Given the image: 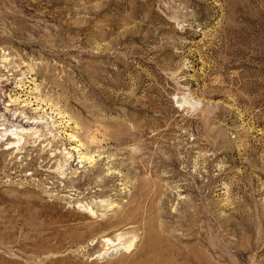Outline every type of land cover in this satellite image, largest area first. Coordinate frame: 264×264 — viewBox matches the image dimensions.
<instances>
[{
	"label": "rangeland",
	"instance_id": "1",
	"mask_svg": "<svg viewBox=\"0 0 264 264\" xmlns=\"http://www.w3.org/2000/svg\"><path fill=\"white\" fill-rule=\"evenodd\" d=\"M0 264H264V0H0Z\"/></svg>",
	"mask_w": 264,
	"mask_h": 264
},
{
	"label": "bare ground",
	"instance_id": "2",
	"mask_svg": "<svg viewBox=\"0 0 264 264\" xmlns=\"http://www.w3.org/2000/svg\"><path fill=\"white\" fill-rule=\"evenodd\" d=\"M34 121H35V120H34ZM36 121H37V120H36ZM38 121H39V120H38ZM13 133H14V132H13ZM17 136H18V135H17ZM18 137H19V136H18ZM16 138H17V137H16ZM8 139H9V138H8ZM17 139H18V138H17ZM9 140H10V139H9ZM9 140H7V141H9ZM11 140H12V139H11ZM8 143H9V142H8ZM12 143H13V142H12ZM12 143H11V144H12ZM14 144H15V141H14ZM7 145H8V144H7ZM8 146H9V145H8ZM13 146H14V145H13ZM13 146H12V147H13ZM8 149H10V148L8 147ZM105 239H106V238H105ZM106 242H107V241H106ZM109 242L111 243V241H109ZM110 243H108V244H110ZM131 245H132V244H131Z\"/></svg>",
	"mask_w": 264,
	"mask_h": 264
}]
</instances>
